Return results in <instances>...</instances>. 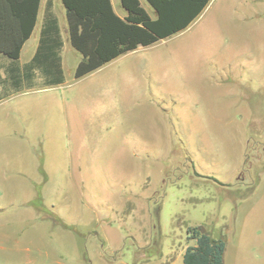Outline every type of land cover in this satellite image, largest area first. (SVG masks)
I'll use <instances>...</instances> for the list:
<instances>
[{
  "label": "rangeland",
  "instance_id": "rangeland-1",
  "mask_svg": "<svg viewBox=\"0 0 264 264\" xmlns=\"http://www.w3.org/2000/svg\"><path fill=\"white\" fill-rule=\"evenodd\" d=\"M64 49V84L0 105V264H183L195 226L262 264L237 207L263 201L264 0H212L77 80Z\"/></svg>",
  "mask_w": 264,
  "mask_h": 264
},
{
  "label": "trees",
  "instance_id": "trees-1",
  "mask_svg": "<svg viewBox=\"0 0 264 264\" xmlns=\"http://www.w3.org/2000/svg\"><path fill=\"white\" fill-rule=\"evenodd\" d=\"M60 1L69 44L81 56L73 74L77 80L138 47L152 46L184 31L211 0H145L153 16L140 0H120L124 17L115 13L111 0ZM40 3L0 0V102L38 86L46 89L65 82L61 28L51 2L46 5L32 59L23 64L19 61L22 47L35 29ZM187 234L194 245L185 248L183 264L224 263V239L214 238L202 226L189 228Z\"/></svg>",
  "mask_w": 264,
  "mask_h": 264
},
{
  "label": "crops",
  "instance_id": "crops-1",
  "mask_svg": "<svg viewBox=\"0 0 264 264\" xmlns=\"http://www.w3.org/2000/svg\"><path fill=\"white\" fill-rule=\"evenodd\" d=\"M140 1H141V4H142V0H140ZM42 2H43V0H41V3H40V9H39L38 19H37V23H36L35 29H34L32 35L30 36V38L24 43V45L22 47L20 58H19V61H20L21 64L29 62L32 59V57H33V55H34V53L36 51V48H37V45H38V41H39L40 30H41V27H42V19H43L44 11H45L46 5L48 4V2H51V0H47L46 1L44 9H42ZM111 4H112V7H113V0H111ZM120 5H121V1H120ZM142 6H143V4H142ZM143 7H145V6H143ZM52 10L56 14V12L54 10V7H53V4H52ZM63 10H64V8H63ZM117 15L120 16V17H124L125 16V11H124L123 15L122 14H118V13H117ZM56 16H57V18L59 20V25H60V28H61L62 41H63V47H62V51H61V56H62V63L64 64L65 63V51L69 50V49H64L65 48V36L67 34V27H66V22H64V20H65L64 12H63L62 20L60 19L59 15L56 14ZM67 37H68V35H67ZM63 68H64V65H63ZM0 74L3 75V71L2 70L0 71ZM41 91H42V88H40V89L36 88L34 90H30V91H26V92H31V93H34V95H35V94H41ZM26 92H24V93H26ZM21 94H23V93H20V95ZM18 95L19 94L14 95V96H12V97H10L8 99H5L4 101L0 102V105L2 103H6V101H10V99H13L14 97H16ZM42 171H43V166L41 167V172ZM256 187L257 186L254 187L253 191L245 199L239 201V204H238V207H237L238 212L240 214L244 215L243 224L241 223L242 228H243L244 225H246L247 228H249V229L251 228L252 229V232H253L252 236L254 237V241H255V236H256L255 233H254V230H255V232L257 234H261L262 236H264V192L261 195L262 198H263V201L261 203H260V201H254L256 199L255 197L257 195V194L255 195V193L257 191ZM245 205H247V206H245ZM254 241L253 242L250 241V245H251L252 248H254ZM225 251H226V249H225ZM230 255L231 254H229L227 256V258H226V262H225L226 264H231L232 263L231 261H233L232 258L230 257ZM261 256H262V258L260 260H262V261L260 263L264 264V237H263V241H262V244H261ZM236 264H238V263H236ZM247 264H257V260H255V259L252 260V261L249 260L247 262Z\"/></svg>",
  "mask_w": 264,
  "mask_h": 264
}]
</instances>
